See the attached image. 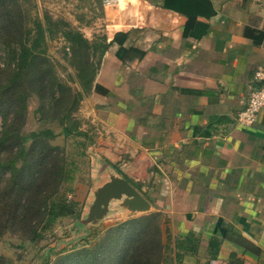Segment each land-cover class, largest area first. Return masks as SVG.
<instances>
[{
  "label": "crops",
  "instance_id": "obj_1",
  "mask_svg": "<svg viewBox=\"0 0 264 264\" xmlns=\"http://www.w3.org/2000/svg\"><path fill=\"white\" fill-rule=\"evenodd\" d=\"M79 14L108 44L81 101L98 158L161 214L164 239L193 234L185 264H264V109L236 122L264 65V0H81Z\"/></svg>",
  "mask_w": 264,
  "mask_h": 264
},
{
  "label": "trees",
  "instance_id": "obj_2",
  "mask_svg": "<svg viewBox=\"0 0 264 264\" xmlns=\"http://www.w3.org/2000/svg\"><path fill=\"white\" fill-rule=\"evenodd\" d=\"M28 20L19 0H0V51L9 60L0 65V236L21 226L28 234L26 239L34 242L50 233L58 221L80 215L79 203L67 196L73 192L70 185L77 169L47 140L58 135L87 136L75 114L93 89L108 44L104 37L89 41L67 23L58 30L49 16H45L44 24L33 19L31 27L26 26ZM59 31L71 51L72 65L75 67L78 58H85L75 67L80 86L76 89L55 76L45 57L46 38ZM34 88L40 99L49 92V107L41 105L36 111L41 120L59 125L58 134L49 126L23 133L29 90ZM162 226V216L156 212L118 225L116 230L120 232L125 227L136 228L130 244L138 241L123 264H185V256L197 255L199 245L193 234L166 240ZM217 247L218 241L209 242L208 258L216 257ZM240 263L235 260L229 264ZM0 264L8 261L0 256Z\"/></svg>",
  "mask_w": 264,
  "mask_h": 264
},
{
  "label": "rangeland",
  "instance_id": "obj_3",
  "mask_svg": "<svg viewBox=\"0 0 264 264\" xmlns=\"http://www.w3.org/2000/svg\"><path fill=\"white\" fill-rule=\"evenodd\" d=\"M19 3L26 9L29 18L27 27L32 26L33 19L44 24L45 16H49L57 24L56 29H63V23H67L74 30L82 33L78 30V23L85 22L86 19L79 14L81 0H19ZM82 35L84 36L83 33ZM100 38H102L101 34L88 40L95 41ZM4 53L0 51L1 66L9 61ZM45 57L49 60V66L52 65L55 76L65 86L70 89L80 87L75 67L85 58H78L75 67L72 65L71 51L60 31L46 38ZM29 91L23 133L38 131L49 126L53 128L55 134H58L59 125L49 120L47 122L41 120L36 111L41 105L49 107V92H46L45 98L40 99L39 92L35 88ZM85 107L83 102L80 103L75 116L81 122V130L87 133L86 137L58 135L47 140L49 145L58 147L59 154H63L77 169L70 185L73 192H68L67 196L79 203L80 215L75 219L66 218L58 221L50 233H46L43 239L34 242L26 239L28 234L21 226L5 231L0 236V256L7 260L8 264H123L127 255L137 245V240L130 244V240L135 238L133 229L136 228L125 227L121 232L116 230L118 225L131 219L123 215L116 202L112 203L111 212L100 223L85 226L77 223L78 219L86 216L93 200V191L107 180L105 174L98 172V168L105 162L98 158V152L103 151L101 148L105 147L99 139L102 129L96 121L91 122V118L90 121L86 120V113L89 110ZM1 124L0 118V127ZM54 154L56 153L53 152V156ZM137 183L140 185L138 188L145 189L143 183L140 181ZM141 235L142 233H139V236Z\"/></svg>",
  "mask_w": 264,
  "mask_h": 264
},
{
  "label": "water",
  "instance_id": "obj_4",
  "mask_svg": "<svg viewBox=\"0 0 264 264\" xmlns=\"http://www.w3.org/2000/svg\"><path fill=\"white\" fill-rule=\"evenodd\" d=\"M98 170L107 176V180L93 191V200L88 212L84 218L77 220L78 224L85 226L100 223L111 212L113 202L118 204L128 218L145 215L151 211L149 201L110 166L103 163Z\"/></svg>",
  "mask_w": 264,
  "mask_h": 264
},
{
  "label": "built area",
  "instance_id": "obj_5",
  "mask_svg": "<svg viewBox=\"0 0 264 264\" xmlns=\"http://www.w3.org/2000/svg\"><path fill=\"white\" fill-rule=\"evenodd\" d=\"M118 0H102L104 7L114 6ZM254 87L249 93L246 106L237 114L236 122L239 125L252 124L260 111L264 109V65L257 67L253 75Z\"/></svg>",
  "mask_w": 264,
  "mask_h": 264
}]
</instances>
